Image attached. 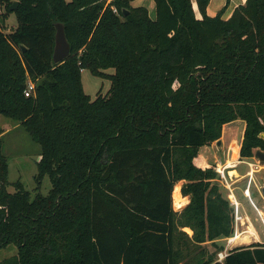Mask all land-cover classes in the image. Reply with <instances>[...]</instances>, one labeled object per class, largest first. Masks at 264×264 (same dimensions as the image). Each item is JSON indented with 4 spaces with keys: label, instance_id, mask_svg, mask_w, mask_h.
Segmentation results:
<instances>
[{
    "label": "trees",
    "instance_id": "obj_1",
    "mask_svg": "<svg viewBox=\"0 0 264 264\" xmlns=\"http://www.w3.org/2000/svg\"><path fill=\"white\" fill-rule=\"evenodd\" d=\"M17 1L12 11L0 0L18 23L0 26V119L25 129L41 159L35 195L21 181L10 192L0 126V250L17 249L0 264H264V243L218 261L235 208L201 153L238 120L241 159L264 152V0L228 19L230 0L214 17L211 0H154V19L136 0ZM57 24L71 48L62 63ZM83 70L110 79L109 92L87 95ZM182 181L190 202L176 212Z\"/></svg>",
    "mask_w": 264,
    "mask_h": 264
},
{
    "label": "rangeland",
    "instance_id": "obj_2",
    "mask_svg": "<svg viewBox=\"0 0 264 264\" xmlns=\"http://www.w3.org/2000/svg\"><path fill=\"white\" fill-rule=\"evenodd\" d=\"M222 1V0H220ZM227 1V0H226ZM155 4L154 0H137L136 6L147 7L150 11V15L154 17L153 9L150 4ZM3 13H7L6 3L0 5ZM196 7V6H195ZM197 9V7H196ZM18 25L16 15L8 14L6 20L0 16V26H4L7 32L13 31ZM106 73L114 74L115 70H107ZM82 84L84 91L92 99H95L98 93L106 95L112 85V82L108 78H101L94 76L89 70L82 71ZM15 122L8 120L4 117L0 119V126L5 128L10 126L14 127ZM245 123L238 120L232 124L226 126L223 137L221 138L222 144L220 146H205L201 149V153L206 156L208 163L217 167V164H225L229 160L234 158V150L236 146H239L244 136ZM3 150L4 154L9 159V187L10 192H15L14 184L21 181L26 190L35 195V188L37 187L35 177L38 174L37 163L41 158V146L35 143L29 133L22 127L12 129L7 132L3 137ZM257 152V151H256ZM252 159L242 160L243 163L239 165L236 170L239 174L250 173L246 179L242 180V176H233V179L227 175L228 183H230L231 189L234 191L237 201L239 203V216L243 220L237 224L234 221L235 233L232 238L218 240V245L224 248L223 252L217 253V259H220V253L226 252V249H235L238 247H248L255 243H264V163L256 156ZM240 158V156L238 157ZM248 163L253 166L250 167ZM222 193L224 197L228 198L230 194L227 182L221 178L219 181ZM182 183H179L175 187L173 194L175 211L180 212L185 207V200L181 197L180 190ZM52 189V183L48 176L45 177L42 183L40 192L46 196ZM249 190V194H246ZM175 196H178L175 197ZM236 214V210H235ZM189 230V229H187ZM186 230V232H187ZM241 236L237 241L229 245V240ZM206 250L211 253L217 252V247L212 243H206ZM17 253L15 246H10L7 249L0 250V260L12 257Z\"/></svg>",
    "mask_w": 264,
    "mask_h": 264
},
{
    "label": "crops",
    "instance_id": "obj_3",
    "mask_svg": "<svg viewBox=\"0 0 264 264\" xmlns=\"http://www.w3.org/2000/svg\"><path fill=\"white\" fill-rule=\"evenodd\" d=\"M15 1H17V0H15ZM67 2H71L72 0H66ZM246 1L247 0H230V3H229V5H228V9H227V11H226V13H225V16H224V18L225 19H228V18H230L231 17V15H232V13L234 12V10L238 7V6H240V5H245V3H246ZM137 2V0L133 3V6L134 7H139V6H136V3ZM227 5V1L226 0H222V1H220V0H211V3H210V5H209V7H208V10H207V13H208V15L209 16H211V17H214V16H216L225 6ZM150 7H151V9H153L154 11H153V14H154V17H152V15H150L151 16V18H155L156 17V8H155V4H150ZM149 13H150V11H149ZM199 17L201 18V15H199ZM18 26V25H17ZM17 26L14 28V29H16L17 28ZM13 29V30H14ZM234 123V122H233ZM232 124V123H231ZM226 126H228V124L227 125H225L224 126V128H223V134H224V131H225V128H226ZM20 126L18 125V124H16L14 127H10V126H8V127H6V129L5 128H3L4 129V134H3V137H4V135L7 133V132H10L12 129H15V128H19ZM223 137V136H222ZM242 141H243V137H242V140H241V143H240V145L239 146H236L235 148H238L239 150H238V153H239V156H240V151H241V145H242ZM213 147L214 146H217V142H215V143H213V145H212ZM208 147V146H207ZM205 156V155H204ZM241 157V156H240ZM205 158H206V156H205ZM41 159V158H40ZM207 160V159H206ZM40 161V160H39ZM38 161V162H39ZM232 161H234V158H233V160ZM207 162H208V160H207ZM236 173H237V176L239 175V176H242V180H244V179H246V177L249 175V173L247 172V173H244L243 175L242 174H239V172H238V170H234ZM179 183H182V185L180 186V194H181V197L185 200V207L189 204V202H190V197H185V196H183L182 195V192H181V189H182V186H183V184H184V181H182V182H179ZM178 183V184H179ZM177 184V185H178ZM176 185V186H177ZM175 191V190H174ZM173 194H174V192H173ZM174 202V201H173ZM185 207H183V209L185 208ZM175 209V208H174ZM182 209V210H183ZM181 210V211H182ZM180 211V212H181ZM177 212V211H176ZM187 229H189V228H184L183 230L184 231H186ZM187 233L190 235V236H192V234H193V232L189 229V230H187ZM241 236H237L236 238H240ZM236 238H233V240H232V242H235L236 241ZM208 243H212V242H208ZM229 250H232V248H230Z\"/></svg>",
    "mask_w": 264,
    "mask_h": 264
},
{
    "label": "built area",
    "instance_id": "obj_4",
    "mask_svg": "<svg viewBox=\"0 0 264 264\" xmlns=\"http://www.w3.org/2000/svg\"><path fill=\"white\" fill-rule=\"evenodd\" d=\"M109 1H111V0H109ZM115 12H117V11L115 10ZM2 14H3V11H2V9L0 7V16ZM34 90H35V84L33 82L29 81L28 82V87H27V89L25 91V96L26 97H30L33 94ZM228 162L229 161H227L225 164H217L216 165L217 167H215V170L219 174L220 180L222 178L223 180H225L227 182V187L226 188H229V191H230V194L228 195V197H229V200L231 202V205L236 210L235 223L237 224L239 221L243 220V218L241 216H239V212H238L239 203L237 201V198L235 196L234 191L231 189L230 186H228V185H230V183H228V179H227V175L226 174H228V176L232 180L233 179V176L231 175V170L232 171L235 170L239 165H241L243 163V161H241V157L238 158L236 161H234L233 167H229L228 166ZM248 165L250 167H252V164L248 163ZM246 194H249V190H247ZM232 240H229V245H231L233 243ZM227 255H228V249H226V252L220 253V259L218 261L222 262Z\"/></svg>",
    "mask_w": 264,
    "mask_h": 264
},
{
    "label": "water",
    "instance_id": "obj_5",
    "mask_svg": "<svg viewBox=\"0 0 264 264\" xmlns=\"http://www.w3.org/2000/svg\"><path fill=\"white\" fill-rule=\"evenodd\" d=\"M18 1H15L11 7L12 11H15L18 6ZM56 43H55V50H54V62L55 63H62L64 62L71 54V48L69 42L67 41L64 26L62 24H57L56 26ZM25 50V48L23 47ZM264 139V134L261 135ZM222 144L221 139L217 141V146ZM256 156L260 158V160L264 163V152L257 151ZM264 192V189H263Z\"/></svg>",
    "mask_w": 264,
    "mask_h": 264
},
{
    "label": "bare ground",
    "instance_id": "obj_6",
    "mask_svg": "<svg viewBox=\"0 0 264 264\" xmlns=\"http://www.w3.org/2000/svg\"><path fill=\"white\" fill-rule=\"evenodd\" d=\"M238 148H235V150H234V161H236L237 159H238V157H239V153H238ZM234 161H232V160H229V162H228V166L229 167H233V163H234ZM253 166V165H252ZM233 174V176H237V173L233 170H231V175ZM179 193V190L177 191V194ZM175 197H177L178 198V196H175ZM239 238H236V241L238 240Z\"/></svg>",
    "mask_w": 264,
    "mask_h": 264
}]
</instances>
